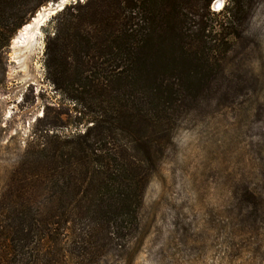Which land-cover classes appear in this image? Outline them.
Wrapping results in <instances>:
<instances>
[{
  "label": "rangeland",
  "instance_id": "obj_1",
  "mask_svg": "<svg viewBox=\"0 0 264 264\" xmlns=\"http://www.w3.org/2000/svg\"><path fill=\"white\" fill-rule=\"evenodd\" d=\"M60 1L64 15L83 2ZM177 2L170 27L148 21L150 52L137 82L147 92L157 86L149 74L175 82L176 125L145 186L137 227L123 250L95 264H264V0ZM51 5L35 10L46 14L38 28L23 36L20 27L0 52V197L34 133H67L87 118L46 74V39L63 17Z\"/></svg>",
  "mask_w": 264,
  "mask_h": 264
},
{
  "label": "trees",
  "instance_id": "obj_2",
  "mask_svg": "<svg viewBox=\"0 0 264 264\" xmlns=\"http://www.w3.org/2000/svg\"><path fill=\"white\" fill-rule=\"evenodd\" d=\"M29 1L0 0V52L48 0ZM177 1L83 0L73 13L60 10L63 17L46 39V74L88 109L87 118L83 128L45 129L26 143L0 197V264H62L64 258L95 264L124 249L176 125L175 82L149 74L145 79L157 86L148 92L137 82L139 63L150 52L147 23L157 17L170 27ZM135 8L144 14L140 21ZM198 25L195 37L204 42V25ZM182 45L180 61L187 55ZM196 56L210 57L205 51Z\"/></svg>",
  "mask_w": 264,
  "mask_h": 264
},
{
  "label": "bare ground",
  "instance_id": "obj_3",
  "mask_svg": "<svg viewBox=\"0 0 264 264\" xmlns=\"http://www.w3.org/2000/svg\"><path fill=\"white\" fill-rule=\"evenodd\" d=\"M61 2V1H60ZM49 8V7H48ZM47 9V8H46ZM46 12V11H45ZM50 12V11H49ZM46 14L44 12L38 11L35 16L32 17L30 22L25 23L21 29V33L24 35H28L34 29L38 28L40 23L44 20Z\"/></svg>",
  "mask_w": 264,
  "mask_h": 264
},
{
  "label": "water",
  "instance_id": "obj_4",
  "mask_svg": "<svg viewBox=\"0 0 264 264\" xmlns=\"http://www.w3.org/2000/svg\"><path fill=\"white\" fill-rule=\"evenodd\" d=\"M51 4H52L51 5L52 10H55L54 13L57 12V11H59V10H61L63 8V5H64V4H62L60 2V0H57L55 2H51Z\"/></svg>",
  "mask_w": 264,
  "mask_h": 264
}]
</instances>
